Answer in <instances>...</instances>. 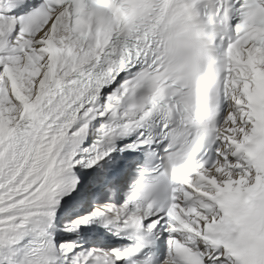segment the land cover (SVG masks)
<instances>
[{
  "label": "snow or ice",
  "instance_id": "snow-or-ice-1",
  "mask_svg": "<svg viewBox=\"0 0 264 264\" xmlns=\"http://www.w3.org/2000/svg\"><path fill=\"white\" fill-rule=\"evenodd\" d=\"M0 264H264V0H0Z\"/></svg>",
  "mask_w": 264,
  "mask_h": 264
}]
</instances>
